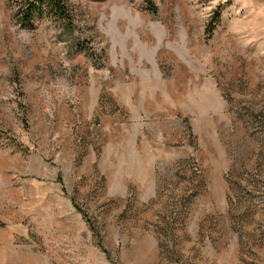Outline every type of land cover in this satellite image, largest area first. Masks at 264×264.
<instances>
[{
    "label": "rangeland",
    "instance_id": "1",
    "mask_svg": "<svg viewBox=\"0 0 264 264\" xmlns=\"http://www.w3.org/2000/svg\"><path fill=\"white\" fill-rule=\"evenodd\" d=\"M0 0V264H264V0Z\"/></svg>",
    "mask_w": 264,
    "mask_h": 264
},
{
    "label": "trees",
    "instance_id": "2",
    "mask_svg": "<svg viewBox=\"0 0 264 264\" xmlns=\"http://www.w3.org/2000/svg\"><path fill=\"white\" fill-rule=\"evenodd\" d=\"M14 20L23 29L35 30L39 21L50 18L69 31L76 27L74 10L67 0H7Z\"/></svg>",
    "mask_w": 264,
    "mask_h": 264
}]
</instances>
